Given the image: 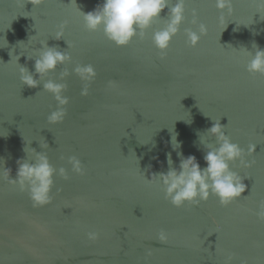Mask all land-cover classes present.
<instances>
[{
  "label": "water",
  "instance_id": "95a60500",
  "mask_svg": "<svg viewBox=\"0 0 264 264\" xmlns=\"http://www.w3.org/2000/svg\"><path fill=\"white\" fill-rule=\"evenodd\" d=\"M103 0H0V264H264V221L254 214L264 201V75L250 74L245 49H264V5L232 0V13L221 21L215 0H186V20L161 59L151 35L166 23V8L139 36L118 47L104 34L86 29L82 12ZM196 9L207 26L196 47L186 44L185 28ZM66 23L64 35H54ZM8 45H7V42ZM40 41L70 53L49 77L66 84V116L50 124L54 96L20 82L18 63L35 73ZM69 45V47H68ZM27 56H32L29 60ZM92 65L89 83L72 69ZM67 69L70 75L61 79ZM88 84V95L81 90ZM186 121H191L187 123ZM217 121L232 142L247 149L251 168L230 165L246 176L241 198L222 206L215 195L199 206L174 207L162 185L148 182L180 158L195 155L201 167L202 135ZM181 147L173 150L172 136ZM48 144L47 149L40 146ZM44 151L51 164L64 167L54 177L51 203L33 207L27 192L4 178H16L25 147ZM81 160L85 175L72 171L68 157ZM32 159L31 154L28 157ZM57 189H60L57 192ZM166 234L162 241L160 233ZM96 231L91 241L86 233Z\"/></svg>",
  "mask_w": 264,
  "mask_h": 264
},
{
  "label": "clouds",
  "instance_id": "9594fccd",
  "mask_svg": "<svg viewBox=\"0 0 264 264\" xmlns=\"http://www.w3.org/2000/svg\"><path fill=\"white\" fill-rule=\"evenodd\" d=\"M40 2L41 0H34L35 4ZM260 3L264 5V0H260ZM185 5L186 0H103V4L97 6L95 10L87 13L80 10V12L87 30L96 31L102 27L105 36L116 46L122 47L127 46L137 36L143 39L146 30L151 27L154 20L160 19V13L167 8L166 23L151 35L152 42L163 59L167 55L171 40L180 32L181 25L185 23ZM215 6L221 13V21L225 19V10L228 14L232 13V0H215ZM197 16L196 9H193L191 24L198 25V29L196 31L192 28L184 29L187 38L186 44L192 48L197 46L201 36L207 34V26L198 23ZM66 23L61 24L60 29L55 33L56 40L63 38ZM39 44L41 47L36 50L34 64L38 79L34 78V74L26 67L18 63L20 56H24L23 54L16 55L13 49L9 55L11 59L13 55L16 56V62L19 65V79L22 84L35 88L43 81L44 91L51 93L58 105L56 110L48 115L47 120L50 124L61 123L67 114L65 106L68 104V97L63 95L66 84L45 78L55 72L58 65L71 63L72 58L67 51H61L56 46H48L47 41H40ZM253 48L254 52L244 48L245 54L250 57L246 66L247 71L250 74L264 75V49H260L255 44ZM27 58L33 59L32 56H27ZM72 71L82 81L89 83L96 75L90 64H77ZM66 75H70L67 69L61 73L60 78L63 79ZM81 95H88V84L82 88ZM186 122L191 123V121ZM225 128L226 126L222 125L220 121H215L206 130L205 133L215 138V145L199 135V141L206 149L203 156L205 167H201L195 155L185 157L179 151L177 152L180 158L179 167H173L171 153H168V171L152 173L151 179L146 180L150 183L161 184L164 198L170 200L171 204L177 208H182L185 204L193 207L199 206L202 201L209 198L210 194L215 195L222 206H227L240 199L241 194L247 188L243 182L247 177H242L232 171L230 165L239 162L241 167L251 168L255 161H249L246 157L255 153L256 145L250 144L247 149L240 147L239 144L232 142L226 134ZM171 146L174 151L181 147V142L176 135L171 138ZM40 147L47 149L48 144L45 142ZM24 151L27 153V159L17 160L16 178H11L10 168L3 167L4 178L13 187H18L21 192H27L34 208L45 206L52 201L54 177L58 174L68 180V172L64 167L59 169L54 167L44 151L37 152L34 148L27 146ZM30 154L31 160L28 159ZM68 163L74 173L85 175V168L76 156L68 157ZM59 191L60 189H57V192ZM254 214L260 221H264V201L260 202L258 210ZM86 235L91 241L99 239V233L96 231H89ZM160 239L162 241L167 239L163 230L160 233ZM232 260L233 255L229 254L225 264H232Z\"/></svg>",
  "mask_w": 264,
  "mask_h": 264
}]
</instances>
